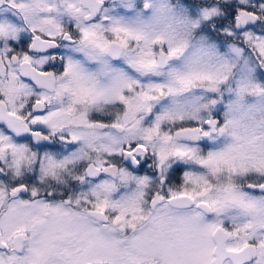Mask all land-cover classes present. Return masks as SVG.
<instances>
[{
    "label": "snow or ice",
    "instance_id": "6c2138e0",
    "mask_svg": "<svg viewBox=\"0 0 264 264\" xmlns=\"http://www.w3.org/2000/svg\"><path fill=\"white\" fill-rule=\"evenodd\" d=\"M127 6H132L131 0ZM8 7L12 14H0V77L6 72L8 78L7 90L0 79V174L7 166L14 176H20L35 159V153L29 155L31 144L63 131L67 126L64 114L71 113L76 104L118 100L135 114L151 111L152 101L176 91L169 86L166 92L161 85H143L120 74L104 86L96 74L86 72L81 62L71 57L62 58V72L57 75L49 70L47 56L37 58L36 53L55 47V33L71 40V32L63 28L65 18L80 32L77 51L90 59H96L97 52L118 55L107 41L101 43L96 31L99 25L86 24L99 11L98 0H9ZM238 9L230 13L236 15L237 27L250 29L245 37L264 52V32L256 31L257 25L264 29V0H240ZM17 14L32 33V43L20 53L15 52L14 41H22L25 29L15 22ZM112 31L121 45L130 38H141L127 28L113 27ZM233 52L239 55L240 50L234 48ZM128 62L137 70L158 67L154 59L143 56ZM178 79L184 87L193 80H207L215 89L211 75L195 73ZM136 85L141 91L134 97L124 94L125 89L131 92ZM250 86L261 92L250 80L243 81L237 99L224 113L223 124L202 119L199 107L189 110L179 105L156 115L141 139L152 143L161 182L172 161L193 167L185 169L178 189H169L167 196L156 194L150 209L145 210L143 191L149 179L133 177L126 171L119 173L120 179L124 183L135 180V192L112 200L93 190L96 202L84 212L42 201L25 205L35 212L26 213L15 224L0 220V264H264V195L254 194L264 193V103H242L243 93ZM65 96L69 101L66 107ZM257 112L262 113L259 120ZM184 117L198 123L180 129L175 136L161 132L162 122ZM154 136L159 144L153 143ZM222 136L231 138L225 147L201 148L202 141L215 144ZM147 146L136 145L144 151ZM46 159L47 165H41L45 174H54L70 162L68 157L61 160L54 155ZM241 177L249 181L250 191L237 183ZM20 188H14L13 194ZM4 196L0 188V198ZM6 228L10 229L7 239Z\"/></svg>",
    "mask_w": 264,
    "mask_h": 264
},
{
    "label": "clouds",
    "instance_id": "9594fccd",
    "mask_svg": "<svg viewBox=\"0 0 264 264\" xmlns=\"http://www.w3.org/2000/svg\"><path fill=\"white\" fill-rule=\"evenodd\" d=\"M239 2L240 0H131L132 6L129 7L128 0H98L99 11L86 24L89 27L99 25L96 31L100 33L101 43L107 41L111 50L119 54L97 52L96 59H90L76 50L80 32L74 23L65 18L63 28L71 32V40L66 39L62 33H55V47L35 54L37 58L41 55L49 58L50 71L59 75L64 62L62 58L71 57L80 61L86 72L96 74L104 86H109L113 77L120 74L143 85H161L166 92L169 86L176 91L152 101L151 111L135 114L118 100L98 105L76 104L71 113L64 114L67 126L63 131H58L48 140L31 144L29 155L35 153V159L23 169L20 176H14L7 166L3 167L0 188L4 189L5 196L0 198V220L6 225L15 224L25 218L26 213L35 212V209L25 205L35 204L37 201L60 205L70 211L84 212L96 202L93 190L101 193L102 198L108 196L109 199L119 200L137 189L135 180L127 183L121 181V171H126L133 177L149 179L150 182L143 188L146 211L151 208L156 194L167 196L169 189H178L183 182V172L193 166L172 161L164 181L161 182V172L152 143L141 139L145 134L144 130L153 124L156 115L164 108L179 105L189 110L199 107L202 119H215L223 124L224 113L228 110V105L237 99V89L245 80H250L251 85L259 86L261 92H256L250 86L243 93L242 103H264V52L245 37V32L251 30L238 28L236 15H230L233 9L239 10ZM8 4L9 0H3L0 14L13 13ZM15 22L25 29L22 41H14L15 52L20 53L25 50L26 45L32 43V33L27 30V25L18 14ZM113 27L127 28L138 33L141 38H130L126 45H121L112 31ZM256 31L264 32V29L257 25ZM157 37L160 38L158 41ZM234 48L240 50L239 55L233 52ZM140 56L146 60L154 59L158 67L137 70V67L129 64V58ZM7 65L8 61L5 60V69ZM195 73L213 76L215 89L210 88L207 80H193L188 87L180 84L178 77L192 76ZM0 79L4 80L2 87L7 90L6 72ZM140 91V86L136 85L131 92L125 89L124 94L134 97ZM35 98L37 97H33ZM68 102V97L65 96V107ZM204 105L207 107H203ZM261 115L262 113L257 112L256 119L259 120ZM196 123L198 121L187 117L166 120L161 124V132L175 136L180 129ZM230 141V137L222 136L217 138L215 144L202 141L200 146L204 150L208 147L222 148ZM141 143H147L146 151L136 147ZM153 143L159 144V139L155 136ZM47 155H54L61 160L68 157L70 162L65 168H57L54 174H45L41 165H47ZM177 166L180 167L179 172H176ZM237 183L250 191L246 178H239ZM20 185L25 187L20 188ZM14 188L20 190L13 194ZM33 190L36 192L35 196ZM254 194L264 195L259 191ZM108 214L111 215V209ZM9 231L10 229H5V239L8 238Z\"/></svg>",
    "mask_w": 264,
    "mask_h": 264
},
{
    "label": "flooded vegetation",
    "instance_id": "af4514ba",
    "mask_svg": "<svg viewBox=\"0 0 264 264\" xmlns=\"http://www.w3.org/2000/svg\"><path fill=\"white\" fill-rule=\"evenodd\" d=\"M179 171H180V167L177 166V167H176V172H179Z\"/></svg>",
    "mask_w": 264,
    "mask_h": 264
}]
</instances>
